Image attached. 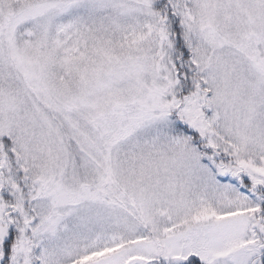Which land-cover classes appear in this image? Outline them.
<instances>
[{
  "label": "snow or ice",
  "instance_id": "6c2138e0",
  "mask_svg": "<svg viewBox=\"0 0 264 264\" xmlns=\"http://www.w3.org/2000/svg\"><path fill=\"white\" fill-rule=\"evenodd\" d=\"M0 264H264V0H0Z\"/></svg>",
  "mask_w": 264,
  "mask_h": 264
}]
</instances>
